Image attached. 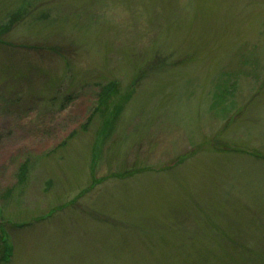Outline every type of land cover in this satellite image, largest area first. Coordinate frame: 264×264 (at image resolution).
<instances>
[{"label": "rangeland", "instance_id": "374dc122", "mask_svg": "<svg viewBox=\"0 0 264 264\" xmlns=\"http://www.w3.org/2000/svg\"><path fill=\"white\" fill-rule=\"evenodd\" d=\"M4 240L6 264H264V0H0Z\"/></svg>", "mask_w": 264, "mask_h": 264}, {"label": "trees", "instance_id": "16d2710c", "mask_svg": "<svg viewBox=\"0 0 264 264\" xmlns=\"http://www.w3.org/2000/svg\"><path fill=\"white\" fill-rule=\"evenodd\" d=\"M20 13L19 11L13 13L11 18L9 19L10 23L13 21H18L20 19ZM8 21V22H9ZM9 23V24H10ZM5 30H8L5 28ZM118 85L116 82H110L107 85H105L99 92H98V107L96 108L97 114L103 115L105 113V104L107 101H109L110 97L115 95L117 93ZM25 166L24 165L21 169V177L25 174ZM5 242V243H4ZM3 244L0 243L1 248V254H0V264H6L11 256V248L10 245H7L8 249H6V241L4 240ZM9 258V259H8Z\"/></svg>", "mask_w": 264, "mask_h": 264}]
</instances>
